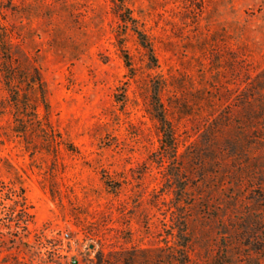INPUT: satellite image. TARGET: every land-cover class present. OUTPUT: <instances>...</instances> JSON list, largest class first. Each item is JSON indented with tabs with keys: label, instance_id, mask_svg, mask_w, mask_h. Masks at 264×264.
Segmentation results:
<instances>
[{
	"label": "rangeland",
	"instance_id": "obj_1",
	"mask_svg": "<svg viewBox=\"0 0 264 264\" xmlns=\"http://www.w3.org/2000/svg\"><path fill=\"white\" fill-rule=\"evenodd\" d=\"M73 258L264 264V0H0V264Z\"/></svg>",
	"mask_w": 264,
	"mask_h": 264
},
{
	"label": "trees",
	"instance_id": "obj_2",
	"mask_svg": "<svg viewBox=\"0 0 264 264\" xmlns=\"http://www.w3.org/2000/svg\"><path fill=\"white\" fill-rule=\"evenodd\" d=\"M126 21H127V19H126ZM133 28H134L133 30L138 35L141 44L144 47H146L149 51H152L151 46L148 43L145 35L141 31H139L137 29V27H133ZM9 74H10V76L8 77V80H9V82H12L13 79L16 78L15 74L13 72H10ZM29 79H30V82L32 83V85H34V86L35 85H39V86L42 85V81H41L40 74H39L38 71H35V73L33 75H31ZM41 96H42V98H44V93L41 92ZM158 118H159V120L161 122V128H162V132H163V135H164V140L163 141H164V145L166 146V150H171V151L172 150L173 151L176 150V143L174 141L175 139H174V135H173L170 123L166 120V118L162 114H160ZM18 132H19V130H18ZM16 204L20 205L21 209H19V210H20L21 214H24V215H28L29 214L27 212V207H26V204H25L24 201L23 202L16 201ZM9 222H11V223L7 224V226L9 228L11 227L12 222H14L17 228L22 227L24 230L27 229L26 221H23L25 225H21V222L19 221V219L16 218L15 215H11L9 217Z\"/></svg>",
	"mask_w": 264,
	"mask_h": 264
},
{
	"label": "built area",
	"instance_id": "obj_3",
	"mask_svg": "<svg viewBox=\"0 0 264 264\" xmlns=\"http://www.w3.org/2000/svg\"><path fill=\"white\" fill-rule=\"evenodd\" d=\"M66 236H68V233H66ZM78 260L76 258L72 259V264H77Z\"/></svg>",
	"mask_w": 264,
	"mask_h": 264
}]
</instances>
